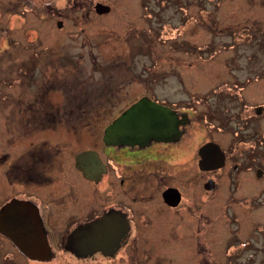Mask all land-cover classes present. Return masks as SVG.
I'll return each instance as SVG.
<instances>
[{
  "label": "flooded vegetation",
  "instance_id": "obj_1",
  "mask_svg": "<svg viewBox=\"0 0 264 264\" xmlns=\"http://www.w3.org/2000/svg\"><path fill=\"white\" fill-rule=\"evenodd\" d=\"M56 2L6 0L0 15V88L15 98L13 102H0V108L7 111L0 130V251L4 252L5 245L21 255L24 249L34 248L35 253L44 249L49 258L56 251H63L81 264H164L168 234L160 226L164 219H173L175 228L170 233L175 235L185 215L187 220L198 224V229L202 222H209L205 214L209 203V215L217 217L216 220L225 218L229 210L230 220H238L244 216L247 199L252 204L264 197V183L240 181L248 165L256 166V158L264 153L259 143L264 137H250L249 127L255 120L237 121L241 129L229 130L231 142L241 141L240 152L231 149V143L223 147L217 140V132L223 134L227 126L207 130L202 143L190 145L199 130V120L212 115L206 94L193 95L183 88L177 93H156L154 87L146 85L147 77L137 91L127 86L133 83L128 78L134 77L122 74L117 87H110L109 82L97 88L98 104L114 110L102 134L90 133L91 128L84 120L80 127L89 135L77 137L83 130L73 123L75 120L68 119V100L61 106L64 117L56 107L61 86L68 88L71 73L68 0L63 7ZM93 8L75 10L88 18ZM35 18L45 20L44 25L34 23ZM58 45L61 47L57 52ZM208 93L216 92L211 89ZM174 94L187 97L173 98ZM141 99L172 111L173 127L167 140L106 143V127ZM192 100H196V107ZM68 130L76 136L78 150L68 143ZM250 139L257 141V146L249 145ZM207 143L219 145L224 153L221 168L200 167L199 151ZM80 153L86 154L82 169L76 166ZM68 155L81 182L68 173ZM229 161L236 162L229 171L234 181L225 191L221 181ZM255 174L259 179L264 177V168H256ZM216 193H220L217 198ZM201 194L211 197L202 198ZM256 221L250 230L236 229L228 240L238 242L239 236L242 237L244 248L237 257L240 264L263 263L264 233L262 223ZM60 226L64 227L58 231L59 240L54 242L53 234ZM79 227H82L81 244L70 239ZM232 247L226 249L227 257L232 255L229 252ZM78 252L83 255L79 257ZM95 255L97 262L87 261Z\"/></svg>",
  "mask_w": 264,
  "mask_h": 264
},
{
  "label": "rangeland",
  "instance_id": "obj_2",
  "mask_svg": "<svg viewBox=\"0 0 264 264\" xmlns=\"http://www.w3.org/2000/svg\"><path fill=\"white\" fill-rule=\"evenodd\" d=\"M65 2L57 0L56 4L63 7ZM97 3L110 9L97 14ZM164 3L163 0H68V72L71 70V73L68 88L61 86L56 106L58 114L64 117L65 110L61 106L68 100V119L75 120L73 123L83 130L77 133V137L89 135L80 127L84 120L91 128L90 133L94 131V134L101 135L114 110L111 106L103 109L104 106L98 104L100 91L97 88L109 82L110 87H117L121 75L126 74L134 77L128 78L133 83L127 86L137 91L147 77L146 85L154 87L156 93H177L183 88L184 92L193 95L206 94L212 115L199 120V130L190 145L202 143L207 130L227 126L223 134L217 132L216 138L223 147H229L232 140L229 130L239 131L241 124L238 122L252 116L255 121L249 127L250 137H264V0H168L163 7ZM5 6L6 0H0V15ZM76 7L94 8L86 18L80 10H75ZM33 22L43 26L45 20L35 18ZM145 41L150 42L144 46ZM211 89L216 93H208ZM6 94L5 89L0 88V102L15 100ZM172 96L187 97L186 94ZM191 104L195 105L196 100ZM260 107L261 113L256 115ZM6 113L4 107L0 108L1 131ZM74 141L76 136L68 130V143L78 150L80 146ZM260 141L264 147V139ZM3 142L5 146L4 139ZM252 143L249 140L248 144ZM235 163L229 161L224 171L221 183L222 188L225 185V191L234 181L229 171L233 170ZM255 164L253 168L248 165L241 182L264 183V177L259 179L255 174L256 168H264V153L256 158ZM68 173L73 174L78 182L82 181L69 155ZM219 194L216 193L215 197ZM201 197L209 199L211 196L201 194ZM247 200L244 216L238 220H230V210L225 212V218L216 220L217 217L209 215V203L205 211L209 222H202L198 229V224L187 220L185 215L180 231L175 235L170 233L175 228L173 219H164L160 223L161 228L168 231L164 264H240L237 257L244 248L240 241L242 237L239 236L238 242H229L231 234L236 229L239 232L250 230L258 219L264 233V197L252 204L250 199ZM250 205L252 209L249 210ZM63 227L55 229L54 242L59 240L58 231ZM231 245L229 252L233 256L239 252L234 258L231 254L230 258L227 257L226 253ZM5 247L2 248L4 252L0 251V264H81V261H72L63 251H56L47 261H33ZM87 261L97 262L98 257H89Z\"/></svg>",
  "mask_w": 264,
  "mask_h": 264
},
{
  "label": "water",
  "instance_id": "obj_3",
  "mask_svg": "<svg viewBox=\"0 0 264 264\" xmlns=\"http://www.w3.org/2000/svg\"><path fill=\"white\" fill-rule=\"evenodd\" d=\"M95 9L97 13H104L109 10V7L97 3ZM261 109V107L257 108L256 113L260 114ZM172 120V111L168 107L141 99L106 127L104 141L108 144H143L151 139L167 140V135L169 136L173 127ZM199 153L201 155L200 167L202 169H210L211 167L217 169L224 165V153L217 144L207 143L200 148ZM85 156V153H80L76 156V166L79 169H82V159ZM81 233L82 227H79L70 239L74 238L77 244H81L83 241L79 237ZM24 254L33 260L45 261L50 259L44 249L41 250V253H35L34 248H28L24 249ZM77 255L82 256L83 254L78 252Z\"/></svg>",
  "mask_w": 264,
  "mask_h": 264
},
{
  "label": "trees",
  "instance_id": "obj_4",
  "mask_svg": "<svg viewBox=\"0 0 264 264\" xmlns=\"http://www.w3.org/2000/svg\"><path fill=\"white\" fill-rule=\"evenodd\" d=\"M165 3L164 4H162V6L164 7L165 5H167V1L168 0H163ZM145 7V6H144ZM148 42H150V41H145L144 43H142L144 46L146 45V43H148ZM87 85H88V83H87ZM252 118H254L253 116L252 117H249V118H247V119H252ZM241 119V118H240ZM250 140H252V139H250ZM244 142V141H243ZM252 142H254V143H252V144H254L255 146H257V141H255V140H252ZM239 143H241V141H236V143H233V141L231 142V145H230V147H231V149L234 147V149L235 150H237V151H241V146H238V145H240ZM251 144V145H252ZM238 146V147H237ZM237 148H239V149H237ZM230 152H231V150H230ZM231 155L233 156V157H236V155H235V153L234 152H231Z\"/></svg>",
  "mask_w": 264,
  "mask_h": 264
}]
</instances>
